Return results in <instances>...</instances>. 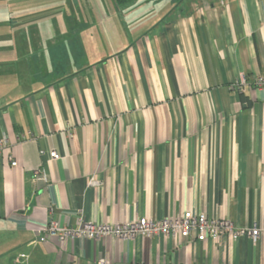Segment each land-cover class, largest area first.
I'll list each match as a JSON object with an SVG mask.
<instances>
[{
    "label": "crops",
    "instance_id": "0c3cea01",
    "mask_svg": "<svg viewBox=\"0 0 264 264\" xmlns=\"http://www.w3.org/2000/svg\"><path fill=\"white\" fill-rule=\"evenodd\" d=\"M259 75L264 0H0V264H264ZM188 210L263 232L40 240Z\"/></svg>",
    "mask_w": 264,
    "mask_h": 264
},
{
    "label": "built area",
    "instance_id": "2783aa9c",
    "mask_svg": "<svg viewBox=\"0 0 264 264\" xmlns=\"http://www.w3.org/2000/svg\"><path fill=\"white\" fill-rule=\"evenodd\" d=\"M242 83H246V79L242 76ZM256 88H264V76L259 75L254 80ZM50 157L57 159L60 157L56 150L49 153ZM0 157L6 159L11 166H18L19 161L13 154L9 139L3 137L0 139ZM36 173H42L47 180V175L43 169L37 170ZM92 184L97 181L92 180ZM79 223L76 226L61 224L57 219L52 218L46 229V234L40 237L41 241H45L52 236H58L59 239L65 240L68 237H117L121 239L135 238L137 235L151 237L155 235L172 236L174 238L183 237L191 238L197 241L213 240L218 241L227 238L229 241H236L241 236H250L254 241L261 236L263 229L257 226L238 227L235 223L225 217L212 218L205 212L194 213L191 210L185 211L177 217L165 219H154L143 216L138 219L109 223H94L87 221L83 214H79ZM22 256H25L24 254ZM97 264H107L105 258H101Z\"/></svg>",
    "mask_w": 264,
    "mask_h": 264
},
{
    "label": "trees",
    "instance_id": "16d2710c",
    "mask_svg": "<svg viewBox=\"0 0 264 264\" xmlns=\"http://www.w3.org/2000/svg\"><path fill=\"white\" fill-rule=\"evenodd\" d=\"M116 1H117V3H119V4H125V3H127V2H129V1H131V0H116ZM243 97H244V99L247 98L245 95H243Z\"/></svg>",
    "mask_w": 264,
    "mask_h": 264
}]
</instances>
